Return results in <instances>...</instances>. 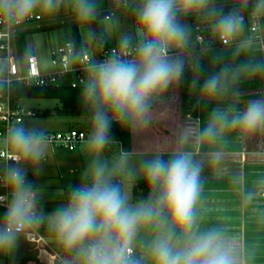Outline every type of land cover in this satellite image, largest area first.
Returning a JSON list of instances; mask_svg holds the SVG:
<instances>
[{"label":"crops","instance_id":"crops-1","mask_svg":"<svg viewBox=\"0 0 264 264\" xmlns=\"http://www.w3.org/2000/svg\"><path fill=\"white\" fill-rule=\"evenodd\" d=\"M128 1L140 6L145 2ZM122 4L125 6L127 0ZM176 5H180L178 0ZM140 9H134V21L139 29ZM105 11H108L106 7L97 10L98 13ZM203 12L205 13L199 15L197 20L193 18V11L177 13L183 14L179 15L181 17L176 16V22L185 28L186 36L179 45L169 44L168 47L188 54L166 59L170 63H181L183 71L167 88L148 98L147 111L142 118L132 117L131 151L123 153L120 145L113 142L105 144L99 151L92 150L89 143H85L88 145H81L77 151L65 152L80 160L76 163L84 169L85 185L91 184L94 169L102 167L107 180L120 179L123 184L122 195L125 186L123 177L130 170L138 172L145 161L157 157L167 162L172 156L187 155L200 168L198 192L193 205L191 229L185 232L173 227V239L177 246H185L189 242V235L200 236L212 232L229 251L235 264H264V123L250 131L231 124V120L238 113L246 111L251 101L264 100L263 72L235 74L238 67L263 64L264 50L251 40L249 24L239 14L243 17V29L240 27L229 34L233 43L223 47L219 40L220 32L216 28L220 15L213 10ZM26 30L22 32L29 31ZM134 36L136 38L133 41L146 38L137 36V32H134ZM198 36L203 37L202 44L198 42ZM226 68L229 70L228 74L222 76L218 90L215 93L205 90V82L214 75H220ZM216 112L222 113L227 122L219 118L214 121ZM209 125H213L214 135L205 136V129ZM45 131L53 130L30 132ZM48 147L49 154L43 151L47 160L43 161L41 157L42 162L48 163L51 156L53 162L51 160L50 166L57 169L60 165L69 166L71 174L79 171L74 166L76 163H65L66 161L61 160L64 156L60 157V154L67 156L64 151ZM117 152L129 156L133 162L130 167H125V158L119 163L113 161L112 158ZM36 162L23 157L19 169L28 174V187L36 196V214L40 204V212L45 217L44 213H48L46 211L50 206L47 199L38 202L37 193L48 198V195L56 192L54 189H58V186L50 169L45 167L39 172ZM4 168L3 163L2 172ZM57 171L59 179H56L59 180L68 201L72 190L79 187L77 184L80 181L76 178L73 181L65 179L60 170ZM135 183L134 201L140 203L148 201L150 196L155 198L159 195V188L150 189L145 182V176ZM5 214L6 211L2 210L1 222L6 221ZM164 216L171 226V217L166 211ZM44 227H49L48 221ZM160 231L154 223L143 224L131 242L145 245V263L154 264L151 242ZM45 237L49 241L60 242L56 234ZM60 244L55 246L66 252ZM74 251L77 256L78 250Z\"/></svg>","mask_w":264,"mask_h":264},{"label":"clouds","instance_id":"clouds-1","mask_svg":"<svg viewBox=\"0 0 264 264\" xmlns=\"http://www.w3.org/2000/svg\"><path fill=\"white\" fill-rule=\"evenodd\" d=\"M41 0H0V6L9 15L15 13L18 19L28 16ZM208 0H180L185 12L198 11ZM177 0H145L138 13L139 34L150 37L139 45V55L134 62L111 59L100 64L96 78L86 89L89 98H98L107 105L118 120L128 117L142 118L147 111V100L154 93L168 87L183 71L181 63H170L165 56L169 44L179 45L186 36L184 27L176 22ZM54 0H43V7L51 10ZM264 8V0H259ZM94 7L88 0H80L79 12L83 16L92 14ZM243 25V17L236 13L221 15L216 28L221 34H231ZM129 40H123L127 47ZM224 69L220 75L210 77L204 84L205 90L215 93ZM264 72V64L255 67L244 65L235 69L240 72ZM227 122L220 112L214 114ZM264 123V100L251 101L243 113L232 120L233 126L253 130ZM110 122L103 111H97L89 139L92 150L103 149L108 142ZM205 136L214 135L209 125ZM12 141L24 158L38 161L43 154L39 134L24 128L12 131ZM145 182L150 189L159 188V195L136 205L128 204L127 196L120 188L112 185L104 176V169L96 167L91 186L75 187L65 206L55 210L49 217L50 228L60 243L68 250H78L83 264H136L130 259L131 242L143 224L154 223L161 229L151 242L154 264H235L229 251L219 243L212 232L187 237L185 246L178 247L173 239V227L188 232L193 219V205L197 198L200 168L187 155L177 156L170 161L159 157L144 162ZM9 187L14 198L7 208V226L0 229V251L10 249L17 239V225H30L43 216H37L31 189L25 184L19 169L9 173ZM165 211L171 217V226L165 218Z\"/></svg>","mask_w":264,"mask_h":264},{"label":"built area","instance_id":"built-area-1","mask_svg":"<svg viewBox=\"0 0 264 264\" xmlns=\"http://www.w3.org/2000/svg\"><path fill=\"white\" fill-rule=\"evenodd\" d=\"M111 3H123L125 0H109ZM250 33L251 40L259 44L264 50V14L251 11ZM44 19V14L31 12L28 16L18 19L13 11L9 15L4 8H0V161L5 165L0 173V210L7 211L14 198V193L9 187V173L12 169H19L23 162L17 146L12 141V131L15 128H24V124L36 117L37 111L24 109L17 96V91L33 87H69L72 89L85 88L96 78L97 68L100 64L111 59H119L125 62H134L139 55V45L150 37L129 41L127 47L122 44L109 45L106 48H98L90 45L80 55L77 54L73 42L70 40L63 45L54 46L50 50V70L44 71L40 66L37 53L29 51L23 60L18 55V38L22 31L33 24H38ZM197 40L203 43V37ZM219 40L223 47L233 43L229 34H219ZM89 49H92L88 52ZM188 54L184 51L173 50L167 47L165 56ZM42 145L53 148H61L70 152L76 151L80 145L89 142L91 133L81 130L69 131H45L38 133ZM118 143L108 141L106 144ZM42 160L46 161V155L42 154ZM20 170V169H19ZM21 171V170H20ZM24 175L25 184L28 186V174ZM32 191V190H31ZM33 194L34 209L37 212L36 196ZM7 226V221H0V229ZM17 234H22L25 240L34 245L37 252V264H83V258L77 255L75 259L66 257L65 250L58 249L50 241L37 231L32 224L17 225ZM145 245L131 246L130 259L136 264H148L143 261ZM244 264V263H243Z\"/></svg>","mask_w":264,"mask_h":264},{"label":"rangeland","instance_id":"rangeland-1","mask_svg":"<svg viewBox=\"0 0 264 264\" xmlns=\"http://www.w3.org/2000/svg\"><path fill=\"white\" fill-rule=\"evenodd\" d=\"M178 1L180 2V0ZM88 2L91 3L94 7L92 14L89 16H83L80 14L79 12L80 0H54L55 6L51 10L45 9L43 7V0H41V2L33 9L32 12L44 14V19L38 24L39 26L33 24L25 28L27 29L26 31L29 30V32L25 36V42H26V47L29 51H34L35 53H37L40 66L44 71L50 70L51 48H53L54 46L63 45L66 42L70 41L71 29L75 25L79 27V31L83 43L85 45H90L91 48L95 46L92 43L90 22L93 19H95L96 14L98 13L97 10L102 7H106L108 9V12L112 14L110 18L105 19L103 21L106 30V41L109 45L122 44L125 38H127L129 41H133L136 38L134 36V32H137V36H141L139 34V28L136 27L134 21V14H135L134 9L142 8L143 4L142 6L132 4L128 0L125 6L122 3H111L109 0H88ZM258 4H259V0H208L207 4L203 8H201L198 11H193L194 13L193 18L194 20H197L199 15H203L205 13L203 12L204 10L205 11L213 10L220 16L222 14L227 15L229 13H236L242 15L246 19V24L247 23L249 24V35L251 36L250 17H249L250 12L255 11L260 14H264V8L257 7ZM0 8L3 7L0 6ZM175 12H176L175 13L176 16L181 17L179 15H183V14H177V13H183L185 11L180 5H176ZM241 28L243 29V27ZM91 50L92 49H89L88 52H90ZM263 64H264V53H263ZM263 77H264V72H263ZM20 104L24 109H31L43 113L48 109H53L56 106H58V101L36 100V99H29L24 97L20 100ZM76 120L74 121V119H72L73 123L78 122L79 124H77L76 126L81 127V129H83L82 126H80V123L82 122L81 124L83 125L84 120H80V119H76ZM67 121L68 120L64 119L61 120V123L65 124L67 123ZM59 126L60 124L58 120L51 117L48 118L34 117L28 120L24 124V127L28 129L29 132L31 130L33 131L58 130L60 128ZM83 144L85 146L88 145L85 143ZM42 146H43V151L48 153V150H50L48 145H42ZM58 149L64 151V154L67 155L65 156L60 154V157L64 156L61 160L66 161L65 163H67L68 161H71V163H76L80 161L77 157L70 156L72 154L68 155L67 152L70 153V151L61 148H56V150ZM128 157L129 156H127V154L122 155L120 154V152H117L116 156H113L112 159L115 163H119V161L122 158H125V162H124L125 167L126 165H129L130 167L132 160ZM51 160L53 162V159H51L50 156L48 163L42 162L41 158L36 162L37 167L40 169L39 172H41V170L43 171L45 167L50 169V173L53 174V178L56 180L55 182L56 185L58 186V189L56 188L54 189V191L56 192H53L54 194L52 195L50 194V196L48 195V198H46L47 196L42 197L40 193H37L38 202H42L43 201L42 199H44V201L45 199H47L48 204L50 206L49 209L46 211L48 213H44L46 216L45 217L43 216L44 217L43 219L37 220L32 223L33 227L37 231H39L43 236L55 234L54 231L50 228V226L48 228L44 227L45 223L48 221L47 217H49L54 212V210H57L58 208L65 206L66 205L65 203L67 202L65 199L64 192H62V187L60 185V182L59 180H57L59 179L58 177L59 172L57 170H60V174L63 175L65 179L68 180H72L75 178L79 179L80 182H78L77 184L78 186L85 185V180H86V176L84 173V169L82 168V165L80 166L79 164L76 163L74 166H77L79 168V171L77 173L71 174L69 172V168H68L69 166L60 165L59 169H57V167L54 168L53 166H50ZM2 170H3V163L0 161V173L2 172ZM112 170H114V167ZM144 172L145 170L142 165L140 171L132 172V170H130L129 172H127L125 177H123L125 184L124 195L127 196L128 198L127 202L130 205L134 206L138 204V202L134 201V189L136 184L135 182H137V180L142 176H145ZM55 182L53 185H55ZM38 208H39L38 213L35 214L37 216H42L43 213L40 212V204H38ZM0 213L2 214V210H0ZM50 243H52L55 246L60 242L57 243L55 241H50ZM131 246H137V245L131 243ZM58 249H61V247ZM36 256H37V252L34 249V245L26 242L22 234H17V239L15 241V244L10 249L3 251V255L0 256V264H37Z\"/></svg>","mask_w":264,"mask_h":264},{"label":"trees","instance_id":"trees-1","mask_svg":"<svg viewBox=\"0 0 264 264\" xmlns=\"http://www.w3.org/2000/svg\"><path fill=\"white\" fill-rule=\"evenodd\" d=\"M91 37L93 45L98 48H106L109 44L106 41V30L103 21H96L93 19L91 22ZM29 32V31H28ZM28 32H22L19 35L18 44V55L21 60L28 54L26 47L25 36ZM71 41L74 44L78 55L82 54L85 49V44L82 41V37L78 26H73L71 29ZM17 96L26 97L29 99L36 100H56L58 106L53 109H48L41 113L37 111V118H54L58 120L60 128L53 131H69V130H81L92 132L94 125V116L97 111H103L110 122V128L108 133V141L120 142L125 153L131 151L132 144V117H128L125 120H118L114 116L113 111L107 105L100 102L98 98H89L85 88L72 89L69 87H33L26 88L23 91H17ZM68 120L67 123L62 124L61 120ZM76 119L84 120V124L80 123L81 127H77L79 124L73 123ZM77 121V120H76ZM38 134V133H37ZM176 156H172V159ZM112 185L118 186L121 191L123 190V184L120 179H109ZM91 186V184L89 185ZM66 257L69 259H75L76 253L74 250L66 251Z\"/></svg>","mask_w":264,"mask_h":264},{"label":"water","instance_id":"water-1","mask_svg":"<svg viewBox=\"0 0 264 264\" xmlns=\"http://www.w3.org/2000/svg\"><path fill=\"white\" fill-rule=\"evenodd\" d=\"M111 17V13L108 11L105 12H99L96 14L95 20L96 21H104L105 19H108ZM86 48L88 47V45L85 46Z\"/></svg>","mask_w":264,"mask_h":264}]
</instances>
